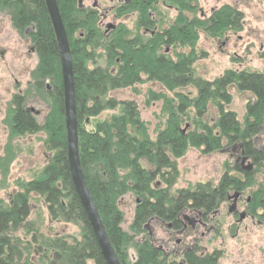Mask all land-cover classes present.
I'll return each instance as SVG.
<instances>
[{
  "label": "trees",
  "instance_id": "obj_1",
  "mask_svg": "<svg viewBox=\"0 0 264 264\" xmlns=\"http://www.w3.org/2000/svg\"><path fill=\"white\" fill-rule=\"evenodd\" d=\"M57 1L72 51L80 163L114 249L121 263L128 264L127 248L135 236H129L121 228L124 213L118 200L124 195L133 193L138 198L131 229L134 234H140L145 223L152 220L169 223L174 231L180 230L179 217L186 209L212 213L228 193L248 187L250 181L242 183L226 173L215 187L200 183L193 190L172 193L179 176L175 160L183 157L190 147L211 153L223 148L225 143L230 146L240 141L249 153L254 151L255 138L263 133L264 126V72L228 69L212 81L195 75L198 31L214 36L232 29L238 32L241 28L243 12L229 6L213 10L203 19L196 17L193 7L178 10L169 27L146 40L140 30L144 31L145 27L153 30L157 24L149 12L157 10H138L135 36L128 38L123 35L125 30L116 28L107 37L99 29L96 12L77 10L76 0ZM1 13L9 17L12 29L20 39L30 43L38 58L30 74L29 88L21 95H14L8 104L9 137L44 133V146L54 151V155L38 177L18 183L17 190L9 193L7 200L0 198V264H106L69 171L61 65L45 0H0ZM117 14L122 16L123 11ZM76 32H80L79 37L73 39ZM163 44L189 47L190 51L176 52L174 59L158 55V47ZM98 50L101 54L96 55ZM141 73L147 81L157 82L168 91L179 90L175 92L176 100L169 102V108L175 107L167 112V122L154 140L141 121L136 102L109 96L115 90L142 83ZM44 82L49 84L46 89ZM190 87L196 90L193 97L183 92ZM32 89L51 105L42 124L26 106L27 98L35 95ZM232 89L254 95L243 123L234 111L226 108L233 99ZM119 107V115L96 122L94 130L82 129L86 121ZM191 107L195 111V129L184 133L181 125ZM210 108H214L216 116L208 121L205 117ZM12 154L7 146L0 157L3 181L7 180ZM32 195L43 198L50 221L79 225L81 238L50 237L42 233V222L29 221ZM19 230L22 234L18 235ZM134 248L137 259L133 264H216L218 258L217 254L199 256L197 248L191 252L183 249L182 262L176 263L170 261L164 249L152 245L149 237L143 243H135Z\"/></svg>",
  "mask_w": 264,
  "mask_h": 264
},
{
  "label": "rangeland",
  "instance_id": "obj_2",
  "mask_svg": "<svg viewBox=\"0 0 264 264\" xmlns=\"http://www.w3.org/2000/svg\"><path fill=\"white\" fill-rule=\"evenodd\" d=\"M198 1L204 10L195 11L197 18L202 19L212 14L213 10H206V7L214 5L218 8L221 5L229 4L236 6V8L243 12L244 20L238 32L232 29L213 36L204 30L198 31L199 38L196 45V54L199 58L193 63L195 75L212 81L228 69L264 72V1ZM101 2L104 3V0H101ZM178 13V10H158L157 20H155L157 24L155 26L157 27L155 29L156 33L169 27L178 16ZM104 14L108 15L107 19L104 18ZM186 15L193 18L188 12H186ZM101 16L104 19H102V32L105 33L107 25L112 24L121 30H125L123 35L128 38L137 34L138 18L136 15L125 18L124 16L116 15L114 10H102ZM79 33H74L73 39L78 38ZM140 33H143V30H140ZM151 33L152 30L149 34L143 35L144 38L146 40L154 38ZM23 41L12 29L9 17L5 13H1L0 53L4 51V54L2 58V53L0 54V154L3 153L2 151L6 145L12 147L13 151V162L10 165L7 180H1L2 176L0 175V198L4 200L8 199L9 193L17 190L18 183L21 184L38 177L43 167L54 155V151H50L48 147L44 146L46 138L44 133L25 135L22 138H18L17 136L7 140L6 133L8 129H5L3 123L7 106L14 94L25 88H29L27 82L31 80L30 74L38 64L36 54L32 49L28 53V48L22 43ZM189 51V47H181L179 45L168 47L163 44L158 47L157 54L169 55L174 59L176 52L186 54ZM99 54H101V50L96 51V55ZM141 77L144 79L142 83L125 89L115 90L109 96L119 101L129 100L136 102L141 121L147 128L150 138L154 140L158 131L163 129L167 122V112L175 107L169 108V102L176 100L175 92L177 93L179 90L168 91L157 82L147 81V77L143 73H141ZM48 86L49 84L46 82L44 89ZM183 92L190 93V97L196 94V90L191 87L184 89ZM31 93L35 95H30L31 98L29 100L27 98L29 102L26 106L33 108L34 112H38L36 118L42 124L51 110V105L35 89H32ZM231 94L233 96L232 102L226 108L234 111L239 121L243 123L247 114V105L249 102L254 101V95L247 91L239 92L237 89H232ZM120 113L121 107L113 111H104L96 119H90L86 123H83L81 127L86 131H92L94 130L93 125L96 122L110 119L112 116L119 115ZM215 116L214 108H210L205 119L210 121ZM63 121L65 129L64 117ZM194 121L195 111L191 107L187 109V115L184 117L181 130L184 133L193 131L195 129ZM258 140H260V145L263 146L264 132L258 135ZM237 144L239 143L229 146L225 143L223 148L211 153H204L203 149L190 147L183 157L175 160L179 176L172 187V193L175 194L180 189L193 190L200 183L210 184L215 187L226 173L234 177L238 176L239 179L246 182L243 175L235 170V155L238 154L235 151H240ZM257 177L261 178V175L257 174ZM16 181L18 182L15 183ZM255 181L256 184L253 189L257 190L260 188V180ZM158 184H160V181H158ZM234 192L232 191L230 195H233ZM256 198H259V196H256ZM30 202L32 213L29 221L42 222V233L50 237H70L77 240L81 238L79 225L50 221L47 205L42 197L32 195ZM138 202V198L133 193H128L118 200V206L124 213V221L121 224L122 230L129 236H135V243H143L149 237L152 245L166 251L170 261L175 260L174 262L181 263V250L187 249L190 246L192 248L196 247L197 254L202 257L206 256V254L218 252L219 256L216 264L264 263V226H258L257 223H253L249 219L240 224L237 222L238 218L232 219L227 217L225 215L227 210L226 203H224L225 208L222 207L223 214L221 216L216 215L217 228L211 234H206L205 237H202L199 233L195 239L188 241L185 240L184 234L172 231L169 223H163L160 220L148 221L142 228V233L134 234L131 225ZM241 210L240 212H242ZM21 232L22 230H19L17 234L19 235ZM134 242L130 243L127 248L128 264H133L137 259ZM189 244H192V246ZM90 264L92 263L90 262Z\"/></svg>",
  "mask_w": 264,
  "mask_h": 264
},
{
  "label": "flooded vegetation",
  "instance_id": "obj_3",
  "mask_svg": "<svg viewBox=\"0 0 264 264\" xmlns=\"http://www.w3.org/2000/svg\"><path fill=\"white\" fill-rule=\"evenodd\" d=\"M181 3L183 4V6H181ZM76 5H77V10H84V11L91 10L96 12L99 16V29L101 30L103 27V21H102L103 18L101 16L102 10L104 11L114 10L115 13H117V11L122 10L123 11L122 16H124L125 18L127 16L128 17H132L135 15L139 16L140 11L138 10H157V11L158 10H191V7H193V10H204V8L201 7L198 0H192V1L191 0H104V3H102L101 0H76ZM223 6H229L234 10H239L238 8H236V6L229 4L221 5L218 8H216L214 5L209 6L206 7V10H219ZM157 11L149 12V15L153 21L157 20ZM104 15H105L104 18L107 19L108 15L107 14ZM116 28L117 27L115 25L109 24L107 25L106 32L103 33L104 35L109 37L111 32L116 30ZM143 29H144L143 35L149 34V32H151V30H149L148 27H145ZM155 29H157V27L153 28L151 33L152 35H155L156 33ZM22 43L27 46L28 53H30L31 51L30 49H32L30 48V43L26 40H24ZM1 53H2L1 58H2L4 51H2ZM29 83L30 81L27 82V86L29 85ZM25 89L19 91L17 94L14 95L23 94ZM6 113H7V109L5 112L3 123L5 125L4 126L5 129L6 128L8 129V132L6 133L8 140L10 138L9 137L10 130L6 123ZM263 132H264V126H263ZM22 137L23 136H20L18 138H22ZM235 143H239L237 145H238V149L240 148V151L239 150L235 151L238 152V154L235 155L236 157L235 170L238 173H241L243 177L246 178L245 180L250 181V184L244 190L241 191L235 190L233 195H230V193H228L226 200L223 201V203H221L218 206V208L214 210L212 213H206L204 209H194V208L186 209L184 212L183 219L180 220L182 229L180 231H175L184 234L185 240L188 241L193 240L196 238V235L199 233L201 234L202 237H205L206 234H211V232L214 231L218 225L216 221V215L218 214L219 216H221L223 214L222 207H224V203H226V207H227L226 214L225 213L224 214L227 217H230L232 219L238 218L237 222H239L240 224H242L244 221H247V219H249L251 222L257 223L258 226H264V145L263 146L260 145V140H258V136H257L255 138V143H254L255 149L254 151H252V153H249V151L246 150V147L242 142H235ZM7 146L8 145L4 147L2 151L3 153L0 154V157L4 156V153L7 150ZM12 162L13 161L11 158V161L9 162L10 165ZM257 174H260L261 178H258ZM236 178H238V176ZM239 180L240 182L245 183L241 179ZM255 180H260L259 184L261 189L260 188H258L259 190L253 189L256 184ZM256 196H259V198H256ZM240 210L242 212H240ZM189 245L192 246V244ZM195 249L196 247L192 248L189 246L187 247L186 251L191 252V251H195ZM212 254L218 255L219 253L215 252L211 254H206V256Z\"/></svg>",
  "mask_w": 264,
  "mask_h": 264
},
{
  "label": "water",
  "instance_id": "obj_4",
  "mask_svg": "<svg viewBox=\"0 0 264 264\" xmlns=\"http://www.w3.org/2000/svg\"><path fill=\"white\" fill-rule=\"evenodd\" d=\"M46 9L55 33L61 65L66 149L69 171L79 200L106 264H122L106 231L97 205L87 185L79 156V130L75 74L71 44L57 0H45Z\"/></svg>",
  "mask_w": 264,
  "mask_h": 264
},
{
  "label": "bare ground",
  "instance_id": "obj_5",
  "mask_svg": "<svg viewBox=\"0 0 264 264\" xmlns=\"http://www.w3.org/2000/svg\"><path fill=\"white\" fill-rule=\"evenodd\" d=\"M75 87H76V84H75ZM76 100H77V96H76ZM78 130H79V123H78Z\"/></svg>",
  "mask_w": 264,
  "mask_h": 264
}]
</instances>
